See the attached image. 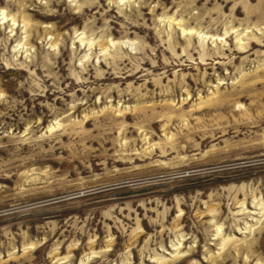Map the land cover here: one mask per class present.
Instances as JSON below:
<instances>
[{"label":"rangeland","instance_id":"1","mask_svg":"<svg viewBox=\"0 0 264 264\" xmlns=\"http://www.w3.org/2000/svg\"><path fill=\"white\" fill-rule=\"evenodd\" d=\"M0 264H264V0H0Z\"/></svg>","mask_w":264,"mask_h":264},{"label":"bare ground","instance_id":"2","mask_svg":"<svg viewBox=\"0 0 264 264\" xmlns=\"http://www.w3.org/2000/svg\"><path fill=\"white\" fill-rule=\"evenodd\" d=\"M192 33H193V32H192ZM192 33H191V34H192ZM193 34H194V33H193ZM210 40H211V39H210Z\"/></svg>","mask_w":264,"mask_h":264}]
</instances>
